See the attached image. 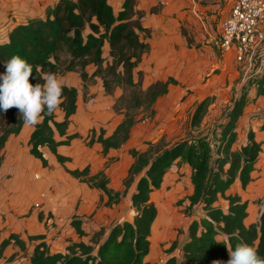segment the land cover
<instances>
[{
	"label": "trees",
	"instance_id": "trees-1",
	"mask_svg": "<svg viewBox=\"0 0 264 264\" xmlns=\"http://www.w3.org/2000/svg\"><path fill=\"white\" fill-rule=\"evenodd\" d=\"M137 2L123 0L121 9L115 12L109 0H59L46 9L44 17H26L15 24L7 38L0 42V73L5 71L6 60L20 56L32 66L33 73L29 77L32 84H43L42 77L49 73L56 77L76 73L82 81L84 95L98 79L108 95L114 96L121 90L112 107L122 119L113 132L107 135L104 128L99 132L94 128L86 136L87 145L100 143L104 155L124 146L141 120L154 117L157 101L169 93L171 86L178 85L174 77L156 80L146 87L143 84L144 72L139 67L144 56L151 52V44L142 36L149 39L152 31L144 26L146 11L139 9ZM158 6L162 4L151 7L150 13H158ZM181 34L189 47L194 45V38L185 27H181ZM251 85L257 86L256 97L264 95V75H252L246 83V86ZM78 96L77 87L62 85L58 108L63 112V119H57L56 110L52 114L45 111L41 113V122L34 126L28 140L29 153L45 167L48 159L42 148H48L64 163L71 158L60 154L58 147L82 138L77 132H68L71 117L78 110ZM251 101L244 87L243 94L233 101L224 121L216 125L212 135H199L173 145L161 138L149 142L146 150L131 149L133 160L123 185L125 192L134 186L132 219L116 223L108 231H94L89 242H71L64 252H52L43 240L44 235H30V240H41L34 247L31 264H149L146 257L151 249L152 226L158 216L152 194L162 188L173 167L183 165L191 169L194 189L187 198L178 200V204L188 201L186 213L199 206L204 215L190 222L189 240L181 245L180 257L172 254L178 248V241L174 240L166 250L170 256L161 264L226 262L229 259L226 244L232 249L247 244L264 258V209L258 222L247 225L248 201L239 195H226L236 179L246 189L264 148V141H258L253 130L248 132L244 144L235 147L239 120ZM213 103L214 97L207 96L196 105L190 121L192 130L201 128ZM24 124L16 107L0 112V168L6 143L11 136L21 133ZM108 166L106 162L104 168L94 174L90 166L66 171L100 191V205L112 207L120 203L124 192L109 186L105 172ZM220 195L228 200L227 209L215 205ZM82 224L79 217L71 221L80 237L87 235ZM11 244L26 248L21 236L12 233L0 242V257Z\"/></svg>",
	"mask_w": 264,
	"mask_h": 264
},
{
	"label": "rangeland",
	"instance_id": "rangeland-1",
	"mask_svg": "<svg viewBox=\"0 0 264 264\" xmlns=\"http://www.w3.org/2000/svg\"><path fill=\"white\" fill-rule=\"evenodd\" d=\"M137 1V7L141 10L145 9L144 11H146L144 17V22H146L152 16L150 13V3L142 2V0ZM16 2L17 0H14V5H16ZM116 4L118 6L117 2ZM160 4L162 3L159 2L154 6ZM189 4L191 5L185 4L182 11L192 12V16L195 18V21H193L196 23L201 33L203 32V38H199L198 40L200 43L199 47L196 46L198 42L194 39L195 43L191 47L195 48L196 51H181L182 47L179 40H172L170 44V50L173 52L171 60L177 59L173 69L168 70V67L165 66L166 62H163L162 59V56H164L163 51H165L163 37L158 36L154 38L152 35L151 39H148L142 36V38L147 41L153 38L155 40L152 41L153 47L157 49V51H153L151 54L153 59L152 63L149 62L151 56L145 55L139 67V70L144 72V86L146 87L156 80H165L168 77H174L178 81V85L171 86L169 93L157 101L155 105L156 114L154 117L141 120L134 127L131 139L118 151V160L109 170L110 187L119 185L124 195L120 203L113 208L103 207L94 212L92 207L88 205L86 212L83 214L86 233H88L87 235H91L94 231H99L101 229L108 231L116 221H122L124 218H132L134 210L131 204V195L134 186L125 192L123 185V180L131 164V149L146 150L149 142H157L161 138H164L168 145H173L179 141L198 137L199 135H212L216 125L224 121V117L228 113L230 107H232L233 101L243 94L244 87H246L249 97H255L257 86L251 85L249 87L246 86V83L251 76L255 74L254 69L260 66V55L256 56V60L253 61V66H250L246 62L238 61L233 50L204 51L209 46L215 48L210 38L217 33L219 27L225 20L229 9V0H189ZM193 5L196 6L194 11ZM162 6H158L159 12ZM23 7H25V5L21 4L20 8L14 6V8L0 11V41H4L6 38L7 30L26 17L22 10ZM31 14V12H28L27 17ZM172 18L178 19V12H172ZM175 19H172L173 29L176 30L178 36H181V27H185L187 31L189 29L186 27L188 19L183 18L184 23L182 24L184 25H179ZM201 22H203V24L200 25ZM160 66L165 67L161 70ZM254 77L256 76L254 75ZM57 78L62 85L76 86L78 88L79 112L87 117L89 123H93L97 130H99L100 127H104L107 133L113 130L114 126L122 117L121 115L115 114L112 109L113 101L115 97L121 93V90L117 91V95H108L103 90L101 82H98L93 86L91 85L88 93L84 95L82 92L83 85L77 74L69 73L66 75H59ZM207 96L214 97V103L210 107L209 113L205 117L201 128L194 131L190 126L192 113L196 105ZM253 103L255 106L251 109L264 118V95L259 96ZM56 115L58 120L62 119L63 113L60 108L56 109ZM78 143L80 148H84L87 151L89 154L88 158H83L84 156L81 157V151L78 154L74 153L73 158L75 163H70L69 167L73 168L77 165H84L88 160L93 162L95 168L100 167L104 160L100 156V151L96 149L95 146H86L85 141L81 139H79ZM9 145L11 146L12 143ZM238 145L237 143L235 147ZM21 146L27 149L25 155L30 154L28 141L26 143L25 141L22 142ZM29 157L33 158L31 155ZM28 160L23 159V165H14L15 182L20 181L24 184L26 181L27 171L25 165L29 164ZM65 173L66 172L62 170V177L59 178L58 181H51L49 183L50 185L47 190L50 195L56 193L57 190L60 191L64 186L72 184L70 178L66 176ZM60 174L61 172L59 175ZM185 174L186 172L184 170L183 173H181L180 169L177 170L176 166L173 167L166 180L169 186L157 190L152 194V198L159 209V217L157 218L156 227L153 230L152 242L153 249L156 244H158V256L160 257L155 258V260L149 262V264H161L163 260L170 256L165 250L168 249L171 244L162 242L159 246V241L162 240L165 235L169 234L172 228L173 236H176L178 241V248L172 254L178 257L181 255L179 245L182 244L186 238L187 227L193 215L185 212L187 204H178V200L181 198L175 197L170 199L169 195L172 192V184L169 183L180 181L181 177ZM50 175L57 176L54 168L51 169ZM74 183L81 187L83 197L94 200V190H91L86 184H81L77 181H74ZM83 197L79 198L78 205L84 202ZM167 204H170V207L173 208L172 215L171 212L164 208ZM33 209H38V207L34 205ZM100 213L102 215L97 222V217ZM112 215L113 217L115 216L113 223H111ZM172 219L174 220V227L173 224H171ZM156 237H158V241L154 242ZM172 240L173 239H170L169 242Z\"/></svg>",
	"mask_w": 264,
	"mask_h": 264
},
{
	"label": "crops",
	"instance_id": "crops-1",
	"mask_svg": "<svg viewBox=\"0 0 264 264\" xmlns=\"http://www.w3.org/2000/svg\"><path fill=\"white\" fill-rule=\"evenodd\" d=\"M58 1L59 0H17L16 5H14V0H0V11L14 8V6L20 8L21 4H24L25 7H23L22 10L25 13L26 17L28 16L27 15L28 12L32 13L31 15H29V17H44L46 9L50 6L55 5ZM109 1H110V4L113 6L115 12H118L121 9L123 0H116V1L109 0ZM116 2L118 3V6ZM142 2H147V3L149 2L151 7L159 2H161L163 5L160 12L152 14L150 19L144 22V26L151 29L152 35L154 38L158 36L163 37V40H164L163 43L165 44L164 45L165 51H163L164 56H162V59H163V62H166L165 66L168 67V70L169 69L171 70L173 69L174 64L177 62V59L171 60L173 52L170 50V44L172 43V40H179V43L182 47L181 51H196L195 48L188 46V43L185 37L182 36V34L181 36L180 35L178 36L176 33V30L173 29L172 19H175V18H172V12L174 11L178 12V19H175V20H177L179 25H184L182 24L184 23L183 18L188 19L186 27L189 28L188 29L189 34L194 37L196 42H198V45L200 44L198 41L199 38H203L202 37L203 32L201 33L196 23H194L195 18L192 16V12L182 11L185 4L189 6L191 5L189 4V0H142ZM194 8H196L195 5H193V11H194ZM180 20L181 21L183 20V21L181 22ZM201 24H203V22H201L200 25ZM222 25L223 23L221 24V26L219 27L215 35L219 34V32L221 31ZM8 31L9 30L6 31V36H5L6 38H7ZM152 41H155V40L153 38L152 40H148V42L151 44V52L147 54L146 56H149V55L151 56L153 51H157V49L153 47ZM219 50L221 51V49L216 46L215 48L213 46H209L204 51H219ZM105 52L106 53L108 52L107 44L105 46ZM152 61L153 59L151 56L149 59V62L152 63ZM164 67L160 66V69L163 70ZM98 82H101L102 84V81L100 79H98L96 83ZM81 84H82V81H81ZM82 92L84 94V91ZM117 93L118 92H116V95ZM258 97H256V94L254 98L249 97L252 101L247 106V108L244 111V114L241 116L239 120L238 127H237L239 135H238V141L235 144V146L237 145V143L239 144L237 148H239L242 144H244L247 141L248 132L250 130H253L255 132L256 139L258 141H264V130L262 129V126L264 124V118L260 114H257L253 109H251L252 107L255 106L253 102ZM95 117L97 118L96 114H95ZM62 119H59V120H62ZM121 119L114 126L113 130L118 125V123L121 121ZM94 128L95 127L93 123H89L87 117L84 114L79 112V104H78V110L76 114H74L71 117L68 132L69 134L77 132L82 136V138H75L72 140L70 145H62L58 147V152L64 156L70 157L71 160L61 163L58 161L55 154L51 153L48 148L44 147L42 148V151L44 152L46 158L48 159V166L46 167L43 165L40 159L35 158L31 154H27L28 156L25 155V153H27V149L21 146L22 142L25 141L26 143L29 140L31 133L34 130V126H29V125L24 124L22 131L19 135L17 136L13 135L9 138L3 150L4 160L0 168V242L3 239L9 237V235H11L12 233H16V234H19L21 238L25 241L26 248L22 249L20 246L15 245V244L9 245L3 251V255L0 257V264H31V256H32L34 247L41 240H30L29 239L30 235H40V234L44 235L43 240L47 242L52 252H57V251L64 252L67 246L71 242H79V241L89 242L90 241L89 238H91L92 234L86 235L84 237H80V235L76 232L74 227L71 225L72 219L74 217H79L83 221L84 219L83 214L86 212L88 205L92 207V210L94 212L103 207L113 208L114 206L118 205L117 204L112 207H106L102 203L100 205L101 192L96 189L90 188L86 183H83L79 179L74 178L66 171L67 168L68 169H75V168L83 169L86 166H90L91 173L94 174L97 171L103 169L106 162H109V166L105 168V172L109 178V170L112 167V165L117 162L118 151L123 146L119 149H111L106 155H104L102 153L101 144L96 142L92 146H95L96 149L100 151V156L102 159H104L100 167L95 168L93 166V162L89 160L84 165H77V166H74L73 168L69 167L70 163H73V162L75 163V160L73 158L74 153L78 154L81 151L80 156L81 157L84 156L83 158H88L89 154L84 148H80L78 141L79 139H81L85 141L86 146L92 147V146L87 145L88 140H86V136H88V133ZM100 128H104V127H100ZM99 130L97 131L99 132ZM113 130L110 133H107L106 131V134L107 135L111 134ZM10 143H12L11 146L9 145ZM30 155L33 158L29 157ZM23 159L25 160L29 159L28 160L29 164L27 165L24 164L26 166L25 169L27 171L26 173L27 178L24 184L20 181L18 182L14 181L15 180L14 179V165L15 166L23 165ZM132 160L133 159L131 157V163H132ZM53 168L55 169L57 176L50 175V171ZM179 169L181 173H183V170H184L186 174L181 177L180 181L169 183V184H172V188H171L172 192L169 195L170 199H173L175 197L187 198L189 195L193 193L194 187H193V184L190 178L191 169L189 168L188 165H183L180 168L177 167V170ZM62 170L66 172L65 174L66 176L70 178L72 184L69 186H64L60 191L57 190L56 193H54L53 195H50L47 190V188L50 185L49 183L51 181H58V179L62 177ZM60 172L61 174L59 175ZM168 174L165 177L162 188H160L159 190L163 188H167L169 186L168 183L166 182ZM252 177L253 179L248 184L246 189H243L241 181L239 179H236L234 184L226 192V195H239L242 197L243 200L248 201V217L245 220L247 225L258 222L260 213L264 209V148L257 161L256 168L252 173ZM74 181L80 182L81 184L82 183L86 184L91 190H94L95 191L94 200L83 197L81 187L77 186L74 183ZM184 184H185V187H184ZM111 188L114 190H120L119 185L112 186ZM80 197L84 198V202L81 205L80 204L78 205V201ZM106 199L107 197L105 196V201ZM228 203H229L228 200H226L224 197L220 195L215 205L220 206L223 209H227ZM185 204H189V202L186 201ZM34 205H38L37 206L38 209H33ZM164 208H166L169 212H171V215H172L173 208L170 207V204H167ZM89 212H90V209H89ZM40 214L42 215V217H40ZM189 214L193 215L191 218L193 220L195 217L196 218L202 217L204 215V212L202 211V209H200L199 206H196L194 210ZM101 215H102L101 213L98 215L97 222L99 221ZM158 217H159V209H158L157 218ZM157 218L152 226L151 249H150V253L146 257L147 262L154 261L155 258L160 257L158 256V248H157L158 244H156L155 248L153 249V242H152L153 230L156 227ZM111 219H112L111 223H113L115 216L113 217L112 215ZM131 219L124 218V220L118 221V222L116 221V223L123 222L125 220H131ZM171 224H173V227H174L173 219H172ZM82 226L86 232L84 221H83ZM172 231H173V228H172ZM172 231L169 234L165 235L162 238V240L159 241V246H160V243L162 242L172 244L174 240H177L176 236L175 237L173 236ZM170 239H173V240L169 242ZM188 240H189V235H188V227H187L186 238L184 239L183 243L179 245V248L181 247V245H183ZM157 241H158V237H156L154 242H157ZM13 255H15L14 258L10 259V257ZM165 260H163L162 262L164 263Z\"/></svg>",
	"mask_w": 264,
	"mask_h": 264
},
{
	"label": "clouds",
	"instance_id": "clouds-1",
	"mask_svg": "<svg viewBox=\"0 0 264 264\" xmlns=\"http://www.w3.org/2000/svg\"><path fill=\"white\" fill-rule=\"evenodd\" d=\"M5 71L0 73V112L11 107L19 110L26 125L35 126L41 122V113L52 114L60 105L62 84L54 74L42 77L43 84L29 82L32 66L20 56H12L5 62ZM229 259L226 262L214 260L212 264H264L256 250L240 244L232 249L226 244Z\"/></svg>",
	"mask_w": 264,
	"mask_h": 264
},
{
	"label": "built area",
	"instance_id": "built-area-1",
	"mask_svg": "<svg viewBox=\"0 0 264 264\" xmlns=\"http://www.w3.org/2000/svg\"><path fill=\"white\" fill-rule=\"evenodd\" d=\"M211 42L222 51L233 50L238 61L250 66L260 55L254 75H264V0H229L221 31Z\"/></svg>",
	"mask_w": 264,
	"mask_h": 264
}]
</instances>
